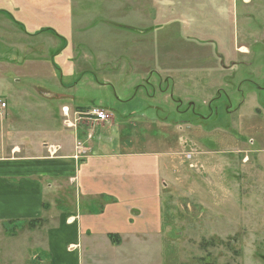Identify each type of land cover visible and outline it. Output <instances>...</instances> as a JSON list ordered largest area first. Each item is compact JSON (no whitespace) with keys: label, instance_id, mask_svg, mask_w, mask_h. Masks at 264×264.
<instances>
[{"label":"rangeland","instance_id":"374dc122","mask_svg":"<svg viewBox=\"0 0 264 264\" xmlns=\"http://www.w3.org/2000/svg\"><path fill=\"white\" fill-rule=\"evenodd\" d=\"M70 67L74 94L114 116L93 140L169 152L168 242L148 244L161 263L264 264V0H0V148L50 141L52 107L35 100L66 124L38 88L73 93Z\"/></svg>","mask_w":264,"mask_h":264},{"label":"crops","instance_id":"0c3cea01","mask_svg":"<svg viewBox=\"0 0 264 264\" xmlns=\"http://www.w3.org/2000/svg\"><path fill=\"white\" fill-rule=\"evenodd\" d=\"M76 78L68 68L61 82L73 93L53 96L61 111L70 107L71 122L74 114L91 108L84 105L85 97L74 94ZM44 99L35 103L52 107L50 141L32 144L23 138L10 150L0 148V264H162V251L159 258L148 244L168 242V234L162 238L163 207H172L173 199L167 192L169 201L163 204L162 188L167 187L163 166L169 152L152 138L139 141L140 150H128L132 139L121 138V148L116 139L93 140L90 130L107 122L78 119L76 128L66 126L55 104ZM131 104L140 111L149 107L144 99ZM99 107L109 113L105 101ZM142 119L148 134L159 128ZM111 122L115 125L113 115Z\"/></svg>","mask_w":264,"mask_h":264},{"label":"built area","instance_id":"2783aa9c","mask_svg":"<svg viewBox=\"0 0 264 264\" xmlns=\"http://www.w3.org/2000/svg\"><path fill=\"white\" fill-rule=\"evenodd\" d=\"M6 108H7V103L3 100H0V118H3L6 115ZM63 114L66 117L65 123L70 127L73 126L76 128L77 120L71 122L70 120V113H69V108L68 107H63ZM80 121L85 120V121H97V122H111L112 120V115L108 113L104 108L101 107H93L90 109L83 110L81 112V118L79 119ZM49 146V145H48ZM52 151V150H50Z\"/></svg>","mask_w":264,"mask_h":264},{"label":"water","instance_id":"95a60500","mask_svg":"<svg viewBox=\"0 0 264 264\" xmlns=\"http://www.w3.org/2000/svg\"><path fill=\"white\" fill-rule=\"evenodd\" d=\"M43 95H45L46 97H53L54 95L56 96V94H53V93H51L49 91L44 92ZM263 258H264V256H263Z\"/></svg>","mask_w":264,"mask_h":264},{"label":"bare ground","instance_id":"6f19581e","mask_svg":"<svg viewBox=\"0 0 264 264\" xmlns=\"http://www.w3.org/2000/svg\"><path fill=\"white\" fill-rule=\"evenodd\" d=\"M6 102V101H5ZM7 103V102H6ZM7 107H8V103H7ZM81 112L82 111H80V112H78L77 114H75V116H76V118L77 119H80L81 118ZM185 143V142H184Z\"/></svg>","mask_w":264,"mask_h":264},{"label":"trees","instance_id":"16d2710c","mask_svg":"<svg viewBox=\"0 0 264 264\" xmlns=\"http://www.w3.org/2000/svg\"><path fill=\"white\" fill-rule=\"evenodd\" d=\"M45 30V29H44ZM46 30H48V31H51V32H54V30L53 29H50V28H48V29H46ZM83 110H86V109H83ZM82 110V111H83Z\"/></svg>","mask_w":264,"mask_h":264},{"label":"flooded vegetation","instance_id":"af4514ba","mask_svg":"<svg viewBox=\"0 0 264 264\" xmlns=\"http://www.w3.org/2000/svg\"><path fill=\"white\" fill-rule=\"evenodd\" d=\"M192 104V103H191Z\"/></svg>","mask_w":264,"mask_h":264}]
</instances>
